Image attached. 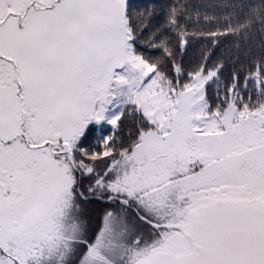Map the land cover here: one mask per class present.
Wrapping results in <instances>:
<instances>
[{"label": "snow or ice", "instance_id": "6c2138e0", "mask_svg": "<svg viewBox=\"0 0 264 264\" xmlns=\"http://www.w3.org/2000/svg\"><path fill=\"white\" fill-rule=\"evenodd\" d=\"M0 264H264V0H0Z\"/></svg>", "mask_w": 264, "mask_h": 264}, {"label": "trees", "instance_id": "16d2710c", "mask_svg": "<svg viewBox=\"0 0 264 264\" xmlns=\"http://www.w3.org/2000/svg\"><path fill=\"white\" fill-rule=\"evenodd\" d=\"M138 3L149 6L154 13V23L157 27L163 29L167 20V12L176 0H137ZM191 4H204L218 2V0H188ZM197 50H193L190 56L197 55Z\"/></svg>", "mask_w": 264, "mask_h": 264}]
</instances>
